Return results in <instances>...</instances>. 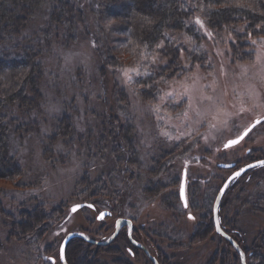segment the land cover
Instances as JSON below:
<instances>
[{
	"label": "rangeland",
	"instance_id": "1",
	"mask_svg": "<svg viewBox=\"0 0 264 264\" xmlns=\"http://www.w3.org/2000/svg\"><path fill=\"white\" fill-rule=\"evenodd\" d=\"M72 1L82 10L67 38L65 30L57 34L51 26L47 5L24 30L42 42V104L36 125L20 129L21 135L10 131L22 171L0 178V264H62L60 246L72 232L77 233L67 243L72 264H155L150 255L159 264H264V165L226 184L217 212L225 233L216 230L213 211L228 178L264 158V120L238 145L224 147L264 116V34L239 39L241 30L227 36L198 13L204 22L203 29L195 23L198 40L168 30L169 45L181 44L180 63L170 72L166 43L151 48L127 33L113 39L116 21L103 16L99 0ZM114 43L122 47L119 53L112 52ZM185 86L192 108L183 96ZM119 88L128 95L126 110L118 108ZM250 91L258 98L249 100ZM202 95L213 99L201 100ZM128 123L134 127L135 153L119 133ZM184 169L187 207L180 195ZM77 203L94 206L73 212ZM36 209L43 220L26 226ZM104 209L111 214L100 219ZM120 216L133 224L113 236ZM77 237L86 241L78 243Z\"/></svg>",
	"mask_w": 264,
	"mask_h": 264
},
{
	"label": "trees",
	"instance_id": "2",
	"mask_svg": "<svg viewBox=\"0 0 264 264\" xmlns=\"http://www.w3.org/2000/svg\"><path fill=\"white\" fill-rule=\"evenodd\" d=\"M44 5L51 7L50 24L57 34L60 30H65L67 38V31L74 33L76 21L80 17L76 12L82 9L72 0H0V178L10 179L22 171V166L11 149L10 131L21 135L20 129L27 130L37 124L36 119L41 112L39 89L44 71L40 56L43 51L42 42L26 36L24 30L30 17ZM99 6L103 16L116 21L111 23L112 29L118 31L113 39H120L127 33L131 41L151 48L160 42L170 46L167 47L171 54L170 65L166 68L170 72L180 63L181 44L175 47L169 45L172 41L168 37V30L184 31L198 40L201 32L193 21L199 17L198 13L213 27L222 29L227 36L241 30L243 35L238 33L239 39L264 34V0H99ZM239 22L243 25H236ZM49 40L46 39V42ZM250 42L248 40V44ZM115 44L111 46V50L119 53L122 47ZM190 58L196 59L195 55ZM143 89L140 95L146 97L147 88ZM116 92L120 101L118 108L126 110L129 107L127 93L121 88L116 89ZM33 109L37 112H33ZM66 127L70 129L71 124ZM120 129V136L135 153L133 125H121ZM106 200L108 204L109 198ZM30 216L31 220L26 226H31L33 222L39 223L44 218L43 211L38 209ZM75 239H78V243L86 241L80 237ZM68 248L69 244L66 246L65 256L68 264H72Z\"/></svg>",
	"mask_w": 264,
	"mask_h": 264
},
{
	"label": "water",
	"instance_id": "3",
	"mask_svg": "<svg viewBox=\"0 0 264 264\" xmlns=\"http://www.w3.org/2000/svg\"><path fill=\"white\" fill-rule=\"evenodd\" d=\"M257 120L263 121L264 120V116H261L259 118H256L254 120V122L251 123L249 125V127H247L242 133H240L239 135H237V136H235V137H233V138H231L229 140L236 139L238 136H242L245 131H247L249 128H252V125H254ZM261 162H264V159L255 160L253 162H249V163L245 164L244 166L240 167L239 169H237L228 178V180L220 188V190H219V192L217 194L216 200H215L214 210H213L214 211V215H215V227H216V230H217V220H218L217 219L218 206H219V203H220L222 194H223V192L225 190L226 184L236 175L237 172H239L240 174H242L247 169L252 168V167H249V165H253V167H255V166L261 165ZM186 183H187V170L184 169V171H183V177H182V181H181V186H180V195H181V199H182L184 205H185V202L187 201ZM89 204H91V203H77V204L72 205L71 209H73V207L76 206V205H89ZM187 204H188V201H187ZM91 205H93V204H91ZM102 213L105 214L104 215V217H105L106 215H110L111 214V211L110 210H103V211H101L99 213L98 217H100ZM124 224H128L129 226H132L133 221L131 219L127 218V217H124V216L118 217L117 218V222H116V231H115V233H114L113 236H115L119 232L120 228ZM219 229H220L219 232L225 233V231L221 228L220 224H219ZM76 234H77L76 232H72V233L67 234L66 237L64 238L63 242L61 243V246H60V258H61L62 264H68V262L66 260V256H65V249H66L67 243L70 240V238L73 237ZM237 248H238V252H239L240 259H241L242 263H246V253H245V251L240 246H238V245H237ZM150 256H151V258H152V260L154 261L155 264H159V262L157 261V258L156 257H154L152 255H150Z\"/></svg>",
	"mask_w": 264,
	"mask_h": 264
},
{
	"label": "snow or ice",
	"instance_id": "4",
	"mask_svg": "<svg viewBox=\"0 0 264 264\" xmlns=\"http://www.w3.org/2000/svg\"><path fill=\"white\" fill-rule=\"evenodd\" d=\"M195 23L198 24V25H200V28H202V29L204 28V22H203L202 20H200L199 17L196 18ZM205 31H206V30H205ZM206 34H207L208 38H211V37H212V33H211V32H206ZM248 35L250 36L251 33H249ZM252 43H253V44H256L257 41L253 40ZM260 44H261L262 46H264V40H261V41H260ZM256 59H257V61H259V60L261 59V56H260L259 54H257ZM153 62H155V60H153ZM131 71H134V72L136 73V75H140V72H139L138 69H132ZM242 71L246 73V72H247V68H243V67H242ZM124 74H125V76H126L129 80L132 79L131 76L128 74L127 71H126ZM145 74H146V75H150V73H145ZM193 83H195V81H193ZM149 87H151V85H149ZM204 87H210V85H205ZM165 96L168 97V98H170V99H172V100H175V99H176L175 95H174L172 92H167V93H165ZM183 96H184V97H187L188 106H189V108H192V107H193V104L191 103V101H192V96L190 95V86H185V88H184V92H183ZM253 96H256V97L258 98V94H256V93L250 91V92L248 93V99L251 100V99L253 98ZM159 99H160L161 101H163V100L165 99V97L162 96V97H159ZM212 99H213V98H212L211 96H204V95L201 96V100H208V101H211ZM153 110L156 111V112L158 113V112L160 111V105H155L154 108H153ZM187 115H188V112L185 111V112L183 113V116L187 117ZM217 115H219V112L217 113ZM259 124H261V121H260V120H257V121L255 122V124L252 125V128L256 127V125H259ZM212 126L215 127V125H212ZM252 128H249L247 131H245L244 134H243L242 136H238L236 139L229 140V141L224 145L225 149L230 148V147H234V146L238 145V144L244 139V137L248 135V133L252 130ZM166 134H167V133H165V135H166ZM261 164H264V162H261ZM249 167H253V165H249ZM239 175H240V173L237 172V173H236V176H239ZM185 206L187 207V201L185 202ZM81 207L92 208L93 205H91V204L86 205V206H84V205H76V206L73 207L72 211H73V212H76V211H77L79 208H81ZM104 215H105V214L102 213L101 216H100L99 218H100V219H103V218H104ZM190 218H194V217H190ZM217 230H218V231L220 230V229H219V220H217Z\"/></svg>",
	"mask_w": 264,
	"mask_h": 264
},
{
	"label": "flooded vegetation",
	"instance_id": "5",
	"mask_svg": "<svg viewBox=\"0 0 264 264\" xmlns=\"http://www.w3.org/2000/svg\"><path fill=\"white\" fill-rule=\"evenodd\" d=\"M260 159H264V158H260ZM256 160H259V159H256ZM253 161H255V160H253ZM253 161H250V162H253ZM248 163H249V162H248ZM246 164H247V163H246ZM261 165H264V164H261ZM247 170H248V169H247ZM247 170H246V171H247ZM125 225H127V224H124L123 226H125ZM123 226H122V227H123ZM157 261H158V260H157ZM158 262H159V261H158Z\"/></svg>",
	"mask_w": 264,
	"mask_h": 264
}]
</instances>
